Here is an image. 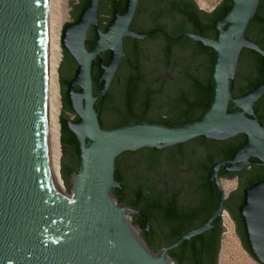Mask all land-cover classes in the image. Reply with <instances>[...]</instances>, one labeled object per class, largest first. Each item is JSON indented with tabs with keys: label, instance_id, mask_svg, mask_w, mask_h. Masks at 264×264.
<instances>
[{
	"label": "water",
	"instance_id": "obj_1",
	"mask_svg": "<svg viewBox=\"0 0 264 264\" xmlns=\"http://www.w3.org/2000/svg\"><path fill=\"white\" fill-rule=\"evenodd\" d=\"M70 13L63 204L47 153L48 1L0 0V264H217L225 208L264 264V0L213 13L80 0ZM235 176L227 198L220 177Z\"/></svg>",
	"mask_w": 264,
	"mask_h": 264
},
{
	"label": "bare ground",
	"instance_id": "obj_2",
	"mask_svg": "<svg viewBox=\"0 0 264 264\" xmlns=\"http://www.w3.org/2000/svg\"><path fill=\"white\" fill-rule=\"evenodd\" d=\"M48 1V51H47V116L46 137L48 161L53 177L54 187L59 200L63 204L72 201V197L65 194L61 168L62 144L60 113L62 109L59 68L63 58L62 28L69 15V10L61 11L58 0Z\"/></svg>",
	"mask_w": 264,
	"mask_h": 264
},
{
	"label": "rangeland",
	"instance_id": "obj_3",
	"mask_svg": "<svg viewBox=\"0 0 264 264\" xmlns=\"http://www.w3.org/2000/svg\"><path fill=\"white\" fill-rule=\"evenodd\" d=\"M58 1L61 5V11L63 9H64L63 10L64 12L69 10V15L64 23V26H65L66 23L72 22L73 18L70 12L73 11V6L77 5L79 0H58ZM223 1L224 0H194L199 10H202L206 13L213 12ZM63 28H62V31H63ZM61 46L63 49L62 42H61ZM63 59L64 57L62 58V60ZM62 62L63 61H61V65H62ZM61 65H60V68H61ZM60 68H59V80H60ZM60 87H61V81H60ZM61 101H62V94H61ZM63 112L70 120H74L76 118V115L71 112H68L66 110H63ZM61 115H62V109L60 113V119H61ZM61 141H62V133H61ZM221 183L224 189L225 196L227 198L229 197L230 193L235 191L237 188V183L235 180L224 179V180H221ZM73 188H74V184H73ZM64 190H65V187H64ZM65 194L68 197H72L73 190H72L71 195H69L66 190H65ZM133 215H134L133 213L128 214L130 224L134 220ZM222 223H223V226L227 229V231L224 232L222 235L221 249H220L218 264H259L257 261H255L252 258V256L241 245V240L235 232L236 229H235L234 223L232 222L231 216L227 210L222 215ZM133 229L135 230V232L138 234L139 238L141 239V227L135 225L133 226Z\"/></svg>",
	"mask_w": 264,
	"mask_h": 264
},
{
	"label": "flooded vegetation",
	"instance_id": "obj_4",
	"mask_svg": "<svg viewBox=\"0 0 264 264\" xmlns=\"http://www.w3.org/2000/svg\"><path fill=\"white\" fill-rule=\"evenodd\" d=\"M78 4H80V0L78 1ZM101 17H107V18H111V16L110 15H100ZM72 22H75V18L72 16ZM64 29V28H63ZM62 51H63V49H62ZM64 57V56H63ZM63 61V60H62ZM61 144H62V141H61ZM220 179L221 180H224V179H227V178H223V177H220ZM229 180H235L236 181V183H237V188H236V190L238 189V187H239V176H235V177H233L232 179H229ZM225 210H227L226 208H225ZM228 212H229V214H230V211L229 210H227ZM230 216H231V214H230ZM231 220H232V222L234 223V226H235V229H236V224H235V222H234V220H233V218H232V216H231ZM222 235H223V233H222ZM222 235H221V240H222ZM220 249H221V244H220ZM220 249H219V254H220ZM219 254H218V259H219ZM217 264H218V260H217Z\"/></svg>",
	"mask_w": 264,
	"mask_h": 264
},
{
	"label": "trees",
	"instance_id": "obj_5",
	"mask_svg": "<svg viewBox=\"0 0 264 264\" xmlns=\"http://www.w3.org/2000/svg\"><path fill=\"white\" fill-rule=\"evenodd\" d=\"M194 1V0H193ZM211 13H213V12H211ZM134 216V215H133ZM137 226H139V225H137Z\"/></svg>",
	"mask_w": 264,
	"mask_h": 264
}]
</instances>
